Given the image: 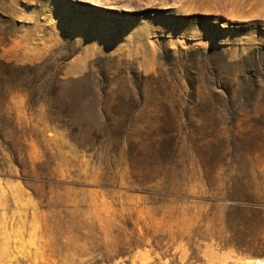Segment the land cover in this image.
Returning a JSON list of instances; mask_svg holds the SVG:
<instances>
[{
    "label": "rangeland",
    "instance_id": "1",
    "mask_svg": "<svg viewBox=\"0 0 264 264\" xmlns=\"http://www.w3.org/2000/svg\"><path fill=\"white\" fill-rule=\"evenodd\" d=\"M0 264H264V0H0Z\"/></svg>",
    "mask_w": 264,
    "mask_h": 264
}]
</instances>
